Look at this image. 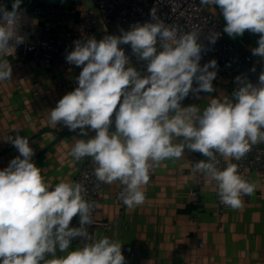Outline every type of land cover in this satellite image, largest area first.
<instances>
[{
	"label": "clouds",
	"instance_id": "1",
	"mask_svg": "<svg viewBox=\"0 0 264 264\" xmlns=\"http://www.w3.org/2000/svg\"><path fill=\"white\" fill-rule=\"evenodd\" d=\"M200 3L219 7L226 21L223 31L231 38L246 30L259 34L252 54L264 58V0ZM21 4L22 0H13L11 10L0 5V82L12 78L4 57L25 42L19 30L24 19ZM150 15L151 21L121 29L119 36L73 42L65 59L82 66L78 86L58 101L49 122L79 129L81 136H88L87 129L95 131L89 139H77L69 155L74 161L90 157L98 181H118L123 186L119 199L128 208L144 203L155 167L178 160L188 149L206 158L195 162L193 171L215 181L221 203L238 209L241 197L252 195L256 185L239 174L235 163L221 169L217 155L240 160L252 146L264 143V72L255 85L235 78V102L212 98L202 111L196 105L182 107L190 92L199 98L200 92L215 91L217 61L201 67L199 33L180 35L155 8ZM217 38L216 33L208 35L211 44ZM119 45H130L132 53L147 62L145 75L130 66ZM5 139L20 155L0 170V264H125L121 242L107 236L93 240L89 234L95 202L85 199L84 186L63 180L54 186L47 183L32 162L35 153L28 138L17 134ZM77 216L80 226L70 227ZM76 238L86 242L69 251ZM57 249L66 255L57 257Z\"/></svg>",
	"mask_w": 264,
	"mask_h": 264
},
{
	"label": "crops",
	"instance_id": "2",
	"mask_svg": "<svg viewBox=\"0 0 264 264\" xmlns=\"http://www.w3.org/2000/svg\"><path fill=\"white\" fill-rule=\"evenodd\" d=\"M210 6L219 16L214 9L217 6ZM219 18L225 27L226 21L224 23ZM231 39L252 50L258 47L259 34L246 30L242 36ZM4 59L12 67V78L0 82V170L20 155L5 139L8 136L15 138L18 134L28 138L29 146L35 153L32 162L42 170L47 183L54 186L62 180L72 182L77 161L69 152L77 139H89L95 131L87 129L88 136H81L79 129L70 131L62 123L52 126L50 111L61 97L53 89L47 73L19 56ZM213 87L215 91L209 93L204 108L212 98H228L235 102L222 86ZM188 157L184 152L178 160L161 162L156 170L155 183L145 187L144 203L127 209V231L113 229L104 232L97 228L96 238L107 236L121 244H128L140 252L137 264H264L262 176L252 173L256 190L251 204L245 205L242 201L238 209L226 206L225 214L220 217L216 183L200 173L205 196L199 219L194 221L197 210L192 203V193L197 186V178L180 173L189 167ZM116 187L115 182L108 184L102 193L97 227L119 216L120 208L114 197ZM76 248L70 244L69 251ZM56 255L59 257L66 253L57 249Z\"/></svg>",
	"mask_w": 264,
	"mask_h": 264
},
{
	"label": "built area",
	"instance_id": "3",
	"mask_svg": "<svg viewBox=\"0 0 264 264\" xmlns=\"http://www.w3.org/2000/svg\"><path fill=\"white\" fill-rule=\"evenodd\" d=\"M13 0L7 2L0 0V5L7 6L11 10ZM155 8L157 15L166 24L178 28L179 34L196 31L199 33L198 43L203 45L200 66L211 60L217 61L216 78L213 85H220L225 92L232 95L238 87L235 80L237 76L246 78L252 84H257L259 75L264 72V58L252 54V50L244 47L230 38L223 31L224 27L219 16L210 5H201L200 0H22L21 9L24 19L19 30L25 36V42L16 46L12 55L4 58L19 56L26 62L44 69L52 82L53 89L62 98L65 94L74 91L78 86L77 77L82 71V66L66 62V55L74 49V41L95 38L97 41L105 35H121V29L130 30V26L151 21V10ZM218 34L215 44H211L208 35ZM130 59V66L141 73L146 74L147 62L139 60L132 53L130 45H119ZM159 50V44H158ZM255 71H252V69ZM213 70V69H210ZM193 87H197L194 82ZM197 95L190 92L182 102V107L196 100H206L209 93L200 92ZM113 115V121H114ZM189 157V167L180 173L187 176H196L197 186L192 193V203L196 208L193 216L198 221L202 199L205 196V186L199 172H194V163L206 159L199 152L185 151ZM220 161L219 167L223 169L227 163H235L239 174L249 182H253L252 173H259L264 179V143L252 146L251 150L240 160H225L217 155ZM96 165L90 157L77 161L74 166L72 182L81 183L86 189L85 199L95 202L92 213L93 223L87 226L93 240H97L95 231L97 228L104 232L113 229L127 231L128 224L125 221L128 207L119 199V193L123 186L117 181L114 193L115 201L120 208L119 216L111 222H105L99 227L96 225L97 214L101 210L102 193L108 185L97 180L94 169ZM157 167L150 173L149 185L155 183ZM218 216L222 217L226 211V205L221 203L217 194ZM253 194L242 196L245 205L252 203ZM79 217H74L70 227H79ZM86 241L81 238L73 239L72 245L82 247ZM90 242V241H89ZM122 254L125 264H137L140 252L130 248L128 244H122Z\"/></svg>",
	"mask_w": 264,
	"mask_h": 264
},
{
	"label": "rangeland",
	"instance_id": "4",
	"mask_svg": "<svg viewBox=\"0 0 264 264\" xmlns=\"http://www.w3.org/2000/svg\"><path fill=\"white\" fill-rule=\"evenodd\" d=\"M214 9H215V11L219 14V16L221 17L222 21L224 22L225 20H224V17H223V15H222V13H221L219 7L217 6V7H215ZM224 23H225V22H224ZM205 104H206V101H205V100L196 99V100H194V101L188 103L187 106H190V105H196V106L200 107V108H201V111H202V110L204 109ZM187 106H186V107H187Z\"/></svg>",
	"mask_w": 264,
	"mask_h": 264
},
{
	"label": "trees",
	"instance_id": "5",
	"mask_svg": "<svg viewBox=\"0 0 264 264\" xmlns=\"http://www.w3.org/2000/svg\"><path fill=\"white\" fill-rule=\"evenodd\" d=\"M7 2H9L10 0H6Z\"/></svg>",
	"mask_w": 264,
	"mask_h": 264
}]
</instances>
